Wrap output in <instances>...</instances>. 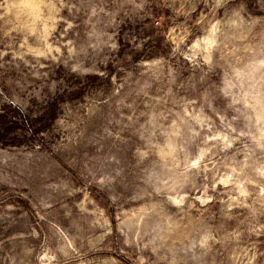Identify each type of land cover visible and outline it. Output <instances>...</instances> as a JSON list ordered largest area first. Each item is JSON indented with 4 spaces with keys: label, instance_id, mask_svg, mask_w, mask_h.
Listing matches in <instances>:
<instances>
[{
    "label": "rangeland",
    "instance_id": "obj_1",
    "mask_svg": "<svg viewBox=\"0 0 264 264\" xmlns=\"http://www.w3.org/2000/svg\"><path fill=\"white\" fill-rule=\"evenodd\" d=\"M0 264H264V0H0Z\"/></svg>",
    "mask_w": 264,
    "mask_h": 264
}]
</instances>
